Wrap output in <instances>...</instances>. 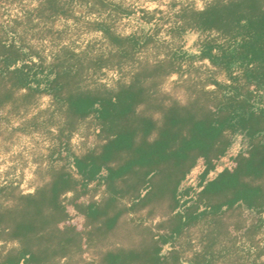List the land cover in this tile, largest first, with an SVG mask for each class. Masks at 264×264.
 Listing matches in <instances>:
<instances>
[{
    "label": "trees",
    "instance_id": "1",
    "mask_svg": "<svg viewBox=\"0 0 264 264\" xmlns=\"http://www.w3.org/2000/svg\"><path fill=\"white\" fill-rule=\"evenodd\" d=\"M45 2L49 18L64 9L60 0ZM90 4L107 14L98 23L109 38L105 51L76 53L62 46L47 61L38 52L29 58L25 46L0 39V107L12 102L20 109L36 94L52 95L51 107L27 123L36 129L56 126L59 141L51 150L55 163L39 168L41 183L33 193L24 194L13 183L0 185V242L4 244L0 246V264H61L63 259L72 260L103 245L126 211L148 206L151 214L163 203L170 222L169 235L160 236L145 219L133 222V218L131 229L140 230L143 241L100 251L98 264H251V256H242L237 244L246 237L251 249L257 247L258 228H246L240 218L229 224L221 216L240 205L264 212V142H256L264 135V102H252L256 93L243 92L244 87L233 82L217 84L220 95L213 97L214 92L205 91L190 78L186 82H191L192 93L187 101L165 91L163 84L169 76L182 72L186 60L201 59L230 76L242 72L247 83L264 89V0H212L202 10L181 6L173 16V32L184 35L198 29L216 32L218 38L201 42L195 53L180 46L168 47L163 58L154 61L142 59V54L160 42L162 26L156 22L152 31L121 37L112 32L113 23L135 16L136 11L110 0H92ZM142 13L144 18L150 15L148 11ZM152 20L148 18L147 23ZM115 67L119 71L128 67L126 78L113 86L95 79ZM20 90L28 93L14 98V92ZM89 123L99 129L96 150L64 157L72 135ZM240 132L252 140L248 155L240 154L233 168L209 182L192 210L183 207L180 186L187 174L200 158L207 161L208 174L214 160L227 153ZM72 164L83 175V190L95 181L106 187L101 202L84 206L88 232L69 224L60 227L69 217L66 195L74 183ZM204 217L208 225L202 232V249L183 260L181 244L161 261L163 246ZM263 254L264 248L256 264H264L258 263Z\"/></svg>",
    "mask_w": 264,
    "mask_h": 264
},
{
    "label": "rangeland",
    "instance_id": "2",
    "mask_svg": "<svg viewBox=\"0 0 264 264\" xmlns=\"http://www.w3.org/2000/svg\"><path fill=\"white\" fill-rule=\"evenodd\" d=\"M60 1V5L64 7L63 11L49 18L47 15L49 11H46L48 3L45 0H0V39L7 43L25 46L28 49L27 56L29 58L31 54L38 52L47 61H50L53 54L62 46H68L76 53L84 50H93L94 52L107 50L110 46L109 38L98 28V23L105 19L107 14L102 13L98 7H93L90 4L92 0ZM110 1L123 4L136 11L135 16L125 17L113 23L112 32H115L116 35L129 37L134 34L139 35L143 30L152 31L156 22L162 26V30L159 32L160 42L156 46H150V49L142 54V59L154 61L163 58L168 47L170 49L180 46L190 53H195L201 42L218 38V34L211 31L190 29L184 35H180L171 30L174 13L181 6L202 10L212 0ZM143 11L150 12V15L144 18ZM162 17L165 19L161 20ZM169 17L172 19L169 20ZM148 18H153L151 24L147 23ZM35 59L37 60L38 57ZM184 64L182 72L169 76L163 84L165 91L183 101H187L191 96V82H186L191 78L193 81L199 82L201 87L204 86L205 91L214 92L211 94L213 97L220 95L217 84L223 86L233 82L238 86H243V92L250 90L256 93L252 102H264V89L259 90L257 83H247L242 72L230 76L226 70L214 66L209 60L188 59ZM1 66L2 62H0ZM128 71V67H125L123 71H119L116 67L109 68L95 76V79L113 86L120 78L127 76ZM26 93H28L26 90H20L14 92L13 96L16 98ZM52 104V95L36 94L26 107L16 109L12 102H7L0 107V185L13 183L24 194L33 193L41 183L39 168H46L55 163L54 158L56 157L52 158L51 150L55 144H59L57 127L50 125L46 128L36 129L32 124L27 123L33 116L49 109ZM98 132L99 129H95L91 123L83 125L80 131L75 132L67 142L68 145L65 146L62 155L64 157L83 156L93 153L98 145L96 137ZM259 140L264 142V135L258 137L256 142ZM251 141L241 132L236 134L227 153L220 159L214 160L215 166L209 170L208 174H206L207 161L200 158L180 186L183 207H189L192 210L200 202L199 195L209 182L215 180L225 170L233 168L236 165V158L240 154L248 155ZM70 172L74 183L73 188L66 195V209L69 217L60 227L63 228L69 224L82 232H88L90 225L83 212L85 211L84 206L101 202L106 187L105 184L95 181L89 185L88 189L83 190L81 186L83 175L74 164L71 165ZM165 210L163 203L151 214H149L148 206L134 212L126 211L117 227L109 233L103 245L90 248L74 256L72 260L63 259L61 264H98L101 260L100 251L111 250L117 246L139 244L145 236L141 235L140 230L131 229L134 227V224H130L133 218H135L132 220L133 222L145 219V224L151 226L152 231L160 236L169 235L168 225L170 222H168V216H165ZM211 217L208 216V219ZM221 217L224 222L229 224H234L240 218L246 228L256 225L258 234L255 236V241L256 243L259 241L257 247L251 249V243L247 241L246 237L240 238L237 244L241 247L240 254L251 256V264L253 261L256 264L255 259L264 248V221L260 222L261 219L264 220V212H254L246 206L240 205L233 211L225 212ZM208 219L204 217L192 222L173 242L165 246L161 242L160 245L163 246L165 255L161 261H166V256L173 249L179 248L181 244L185 249L182 254L183 260L190 259L194 252L200 251L202 249L200 243L202 232L208 225L206 221ZM229 229L233 235L236 234L234 225H231ZM244 232L245 229L238 235L240 236ZM2 245L4 244L0 242V246ZM261 262L264 263V254L258 261V263ZM218 264H228V262Z\"/></svg>",
    "mask_w": 264,
    "mask_h": 264
}]
</instances>
